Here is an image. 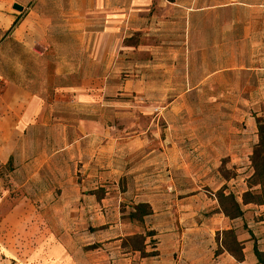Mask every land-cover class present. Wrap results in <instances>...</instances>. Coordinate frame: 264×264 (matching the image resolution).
I'll return each instance as SVG.
<instances>
[{
  "label": "crops",
  "instance_id": "crops-1",
  "mask_svg": "<svg viewBox=\"0 0 264 264\" xmlns=\"http://www.w3.org/2000/svg\"><path fill=\"white\" fill-rule=\"evenodd\" d=\"M17 4L23 11L15 9ZM182 7L181 0H0V166L15 162L24 178L21 187L32 184L37 190L40 215L55 211L75 228L39 233L31 264H259L254 248L260 241L253 239L264 232V206L244 203L249 188L242 176L231 181L217 165L215 178L201 187L200 170H192L184 191L182 167L176 158L172 162L174 150L163 153L160 163L149 154L140 169L142 184L121 187L107 180L119 174L120 161L114 127L105 126L104 108L112 105H105L104 96L112 89L104 79L124 69L151 68L128 55L136 49L125 44L127 39L137 34L165 44L167 38L193 36L206 40L199 50L226 61L242 58L247 50L242 30L239 42L232 40L230 22L197 21L194 28ZM247 153L244 147L234 157L239 174ZM74 166L83 181L60 180L64 193L50 201L48 173L72 172ZM207 184L211 191L204 190ZM221 189L236 195L243 216L231 219L223 213L216 196ZM140 203L153 210L142 224L125 212ZM228 230L244 246L243 262L227 251L215 257L217 237ZM143 233H150L148 256L122 245ZM151 240L156 243L148 246Z\"/></svg>",
  "mask_w": 264,
  "mask_h": 264
},
{
  "label": "rangeland",
  "instance_id": "rangeland-1",
  "mask_svg": "<svg viewBox=\"0 0 264 264\" xmlns=\"http://www.w3.org/2000/svg\"><path fill=\"white\" fill-rule=\"evenodd\" d=\"M181 2V10L194 22V28L197 21L230 22L235 32L232 40L239 42L237 31L242 30L247 50L242 58L226 61L224 58L212 59L210 53L199 50L202 39L198 41L193 36L167 38L165 44L158 38L143 39L137 34L127 39L125 44L136 49L128 55H135L137 61L144 59L151 68H136L130 73L124 69L117 76L104 79L105 85L112 89L104 96L105 105H112L104 108L108 122L105 126L114 127L111 131L118 138L116 152L120 161L119 174L109 176L107 180H116L121 187L122 184H142L144 181L139 180V175L144 170L140 169H144L149 154L151 161L160 163L163 153L176 150L172 162L176 158L182 167L179 175L184 191L189 190L192 170L194 173L200 170L202 187L203 183L215 178L214 167L217 165L219 169H225L223 175L231 181L237 180L238 176L245 178L244 183L250 190L254 183L251 156L259 143L258 120L264 121V0ZM202 42L206 44V40ZM147 45L154 47L151 53L138 51ZM229 62L233 66L231 69L227 66ZM165 64L172 68L170 72H165L167 67L162 68ZM210 73L213 75L209 76ZM70 80L73 84L77 82L74 77ZM244 147L250 155L247 157L246 154L249 159L246 158L245 171L239 174L233 160L244 153ZM15 164L10 162L0 166V264H31L39 233L50 229L70 232L75 228L71 220H60L55 211H47L46 217L40 215L41 204L34 202L37 190L32 184L21 187L24 178L15 171ZM208 169L213 171L207 172ZM48 174L53 178L52 187H49L53 202L64 193V188L59 186L60 180L83 181V172L78 166H74L72 172ZM211 189L212 186L207 184L204 190ZM252 189L260 191L256 186ZM134 206L125 209L128 216ZM149 235L143 233L135 239L134 236L122 245L141 250L144 257ZM260 235L264 232L253 240H259L256 245L264 251V237ZM218 239L221 242L227 240L223 236ZM151 241L148 246L156 243ZM221 250L219 244L214 251L215 257L223 253Z\"/></svg>",
  "mask_w": 264,
  "mask_h": 264
},
{
  "label": "trees",
  "instance_id": "trees-1",
  "mask_svg": "<svg viewBox=\"0 0 264 264\" xmlns=\"http://www.w3.org/2000/svg\"><path fill=\"white\" fill-rule=\"evenodd\" d=\"M258 128L259 143L256 145L253 155L251 156L252 166L254 169L252 180L254 181V183L251 184L250 190L244 194V203H253L259 206H264V121L262 119L258 120ZM255 186L260 188L259 192L253 191L252 187ZM217 197L221 209L227 217L235 219L243 216L241 205L238 203L237 198L233 193L225 194L224 190H221L218 193ZM152 213L153 210L150 205L146 203H140L134 206L133 211L129 214L128 218L132 222L144 223L145 218ZM218 236L227 238V240L225 239L222 242L218 239V242L222 249L221 252H229L240 262H243L245 260L244 246L241 242L238 241L237 235L234 230L224 231ZM137 237H139V235H136L134 239ZM128 240H133V238H129ZM254 252L259 261V264H264V252H262L257 245H255ZM151 254L153 255L154 253ZM145 256H148V254H146Z\"/></svg>",
  "mask_w": 264,
  "mask_h": 264
},
{
  "label": "water",
  "instance_id": "water-1",
  "mask_svg": "<svg viewBox=\"0 0 264 264\" xmlns=\"http://www.w3.org/2000/svg\"><path fill=\"white\" fill-rule=\"evenodd\" d=\"M15 9L19 10V11H23V7H21L20 5H15Z\"/></svg>",
  "mask_w": 264,
  "mask_h": 264
}]
</instances>
